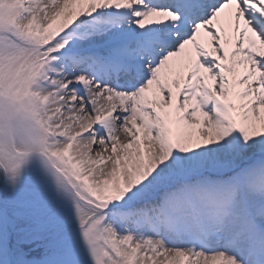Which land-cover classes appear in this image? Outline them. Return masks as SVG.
<instances>
[{
  "label": "snow or ice",
  "instance_id": "6c2138e0",
  "mask_svg": "<svg viewBox=\"0 0 264 264\" xmlns=\"http://www.w3.org/2000/svg\"><path fill=\"white\" fill-rule=\"evenodd\" d=\"M0 264H264V0H0Z\"/></svg>",
  "mask_w": 264,
  "mask_h": 264
}]
</instances>
